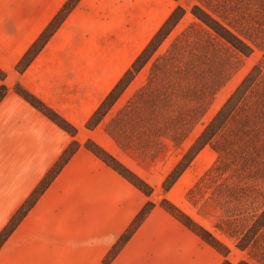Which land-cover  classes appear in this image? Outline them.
I'll use <instances>...</instances> for the list:
<instances>
[{"label":"crops","instance_id":"1","mask_svg":"<svg viewBox=\"0 0 264 264\" xmlns=\"http://www.w3.org/2000/svg\"><path fill=\"white\" fill-rule=\"evenodd\" d=\"M66 1L0 0V86L7 88L0 100V232L77 144L0 244V264H221V253L159 202L116 247L150 197L85 146L92 141L132 169L100 124L85 123L166 18L157 22L146 0H78L17 72ZM17 84L75 132L17 93Z\"/></svg>","mask_w":264,"mask_h":264},{"label":"rangeland","instance_id":"2","mask_svg":"<svg viewBox=\"0 0 264 264\" xmlns=\"http://www.w3.org/2000/svg\"><path fill=\"white\" fill-rule=\"evenodd\" d=\"M146 3L157 10V22L177 6L183 15L99 122L132 169L113 157L147 183L149 195L141 190L149 199L203 229L200 237L221 253V264H264V0ZM193 10L209 14L249 52ZM255 65L258 78L237 110V118L254 113V132L234 136L230 124L165 192L164 177Z\"/></svg>","mask_w":264,"mask_h":264},{"label":"trees","instance_id":"3","mask_svg":"<svg viewBox=\"0 0 264 264\" xmlns=\"http://www.w3.org/2000/svg\"><path fill=\"white\" fill-rule=\"evenodd\" d=\"M78 2V0H67L63 6L59 9L53 19L49 22V24L45 27L39 37L32 43L29 49L25 52V54L21 57L18 63L15 66L17 72H22L37 52L44 46L49 37L53 34L59 24L63 21L67 13L73 8V6ZM197 10V9H196ZM192 13L200 19L203 23L209 26L217 35L221 38L229 42L233 47L238 49L240 52L247 54L249 49H247L243 42L237 38L233 33H231L228 29L222 26L218 21L212 18L209 14L202 11V13L192 11ZM183 15V9L180 6L174 8L170 14L163 21L161 26L157 29L154 35L150 38L148 43L144 46L141 52L136 56L133 60L131 66L124 72V74L119 78L114 87L110 90V92L106 95V97L102 100L100 105L96 108V110L89 117L87 122L85 123L86 128L92 129L101 121L102 117L107 113V111L112 107L115 103L119 95L124 91V89L128 86V84L132 81L135 74L144 66L147 60L151 57V55L156 51L158 46L167 37V35L171 32V30L178 23L180 18ZM4 76L3 72L0 71V78ZM258 78V65H255L247 75L241 80L238 86L234 89L231 95L224 101L221 107L215 112L212 118L206 123L200 133L196 136L193 142L189 145L187 150L182 154V156L178 159L172 169L167 173L161 182V188L166 192L168 191L173 184L177 181L179 176L185 170V168L191 163L195 155L207 144L214 142V139L226 129L230 124L233 126L234 136H238L241 134L250 135L253 133V128L255 125L254 122V113H245L241 117L237 118V110L240 107L245 95L247 92H250L255 85V82ZM15 91L23 96L27 101H29L34 107L43 112L46 116L52 119L55 123H57L61 128L68 131L69 133H74L75 128L72 127L63 117L57 114L54 110L45 105L42 101L36 98L34 95L29 93L27 90L23 89L20 85H15ZM7 88L4 85L0 86V100L4 96ZM85 146L91 149L95 154H97L105 163L113 167L117 172L127 178L134 185L142 189L147 195L150 192V187L147 183L139 178L136 174L126 168L123 164H121L118 160H116L111 154L101 148L99 145L95 144L92 141H86ZM76 142H71L67 149L60 155L59 159L55 163V165L49 170V172L45 175L42 182L35 189V191L31 194L29 199L19 208V210L15 213V215L11 218L7 226L0 232V244L7 237V235L11 232V230L15 227L17 222L22 218V216L26 213V211L31 207L34 200L38 196V194L45 188V186L49 183V181L53 178V176L57 173L59 168L66 162L74 148L76 147ZM218 148V147H217ZM155 205L151 199L147 200L143 208L131 222L129 229L122 235L119 241L116 244L118 247L129 237L131 231L136 228V226L141 222L147 212ZM173 207V206H172ZM173 209H175L173 207ZM176 215L185 220L187 217L183 215L181 212L175 209ZM184 223V222H183ZM189 223V221L187 222ZM185 225L193 228L192 224L189 223ZM194 229V228H193ZM199 236L203 238V234L205 231L201 228L194 229ZM115 247V249H116ZM114 251V250H113ZM113 253V252H111ZM244 264V263H239Z\"/></svg>","mask_w":264,"mask_h":264}]
</instances>
